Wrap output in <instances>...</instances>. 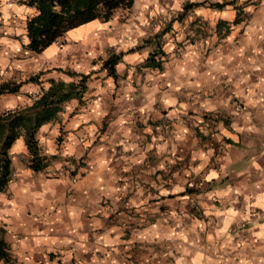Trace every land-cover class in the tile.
<instances>
[{
    "label": "clouds",
    "instance_id": "obj_1",
    "mask_svg": "<svg viewBox=\"0 0 264 264\" xmlns=\"http://www.w3.org/2000/svg\"><path fill=\"white\" fill-rule=\"evenodd\" d=\"M103 2L124 22L62 25L45 43L22 23L40 12L0 0V82L19 84L0 122L79 89L37 127L36 153L23 128L0 150V264H264V0L196 9L187 30L185 0Z\"/></svg>",
    "mask_w": 264,
    "mask_h": 264
},
{
    "label": "trees",
    "instance_id": "obj_2",
    "mask_svg": "<svg viewBox=\"0 0 264 264\" xmlns=\"http://www.w3.org/2000/svg\"><path fill=\"white\" fill-rule=\"evenodd\" d=\"M26 6L36 9L41 14L34 16L32 13L26 15L25 31L28 32L29 38L35 41H40L43 38L44 42L53 40L57 35H60L62 25L79 27L82 23H86L91 19L103 18L108 20L113 16L114 8L118 7L115 4H106L103 0H55L59 5V12L52 11L50 0H19ZM216 6H221L219 2H215ZM35 43L32 47H37ZM114 54H111V58ZM111 68V64H108ZM31 79V77H28ZM19 84L12 80L8 82H0V94L6 91H16ZM79 89L76 84L68 85L67 90L63 84L54 87L51 92L46 94L35 107L28 110L27 113L20 112L15 116H10L8 122H0V150H6L12 143L13 138L18 136L17 129L25 130V140L29 149L36 153L37 149L33 142V134L37 127L45 121H50L56 118L57 109L53 105L59 100L64 99L66 95L76 96ZM11 167L10 159H0V176L9 174ZM39 167V161H37ZM0 256H7L3 251V242L0 239Z\"/></svg>",
    "mask_w": 264,
    "mask_h": 264
},
{
    "label": "crops",
    "instance_id": "obj_3",
    "mask_svg": "<svg viewBox=\"0 0 264 264\" xmlns=\"http://www.w3.org/2000/svg\"><path fill=\"white\" fill-rule=\"evenodd\" d=\"M163 2H164V0H161L162 4H163ZM215 2H218V0H198L197 3H192V0H185L184 4L182 5L183 11L178 14L179 15V21L184 23L185 29L187 30V28L191 27L196 21L201 19V13L196 12L195 11L196 9H202L204 14H208V13H213V12H221L228 6V0H225V3L221 6H216ZM20 4L22 6H26L25 4H23L21 2H20ZM26 7L29 9H33L30 6H26ZM29 13H31V12H27V13L23 14L22 23L24 25H25L26 15ZM125 14H126L125 11L122 9V10H120V12H115L113 14V16L111 18H109L108 20L112 19L114 16L119 15L121 17V22H124L123 18H124ZM211 22L219 23L221 26H223V23H224L223 21H214L210 18V23ZM1 35H3V34H1ZM158 39H159V35L157 36V40ZM83 54H84L83 51H81V55H83ZM111 54H114V53L109 52V56ZM57 119H58V117L56 116V118H54L50 121H55ZM205 119H207V117H205ZM195 134H196V137L198 140H201L203 142H211V136L206 134L205 128L201 127V128L195 129ZM226 142L232 143V141H230V140H227ZM2 242H3V240H2ZM7 247H8V245L3 242V249H5ZM43 255H46L47 257H49L52 260H59L58 255L54 252H46ZM0 257H4V256H0ZM6 264H16V262L14 260H12L11 257H8V261L6 262ZM38 264H40L39 259H38ZM60 264H63V261H60Z\"/></svg>",
    "mask_w": 264,
    "mask_h": 264
},
{
    "label": "rangeland",
    "instance_id": "obj_4",
    "mask_svg": "<svg viewBox=\"0 0 264 264\" xmlns=\"http://www.w3.org/2000/svg\"><path fill=\"white\" fill-rule=\"evenodd\" d=\"M4 27V23L3 22H0V28H3ZM3 34V33H0V35ZM19 38V37H17Z\"/></svg>",
    "mask_w": 264,
    "mask_h": 264
}]
</instances>
